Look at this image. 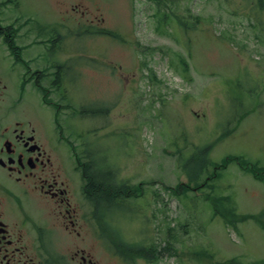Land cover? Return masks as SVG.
Segmentation results:
<instances>
[{
    "label": "rangeland",
    "instance_id": "1",
    "mask_svg": "<svg viewBox=\"0 0 264 264\" xmlns=\"http://www.w3.org/2000/svg\"><path fill=\"white\" fill-rule=\"evenodd\" d=\"M15 20L20 57L56 73L49 97L59 99L43 104L36 88L22 104L48 134H63L67 166L73 145L131 193L109 198L103 220L93 219L97 262L127 264L104 247L112 235L155 243L156 256L135 264L264 259V176L231 160L203 183L225 156L264 170V3L8 0L0 24ZM4 44L0 37V73L13 95L20 78L1 58L11 59ZM202 161L208 166L194 184L182 165L195 174ZM178 183L191 189L174 192ZM224 196L232 211L249 216L234 222L216 203Z\"/></svg>",
    "mask_w": 264,
    "mask_h": 264
},
{
    "label": "flooded vegetation",
    "instance_id": "2",
    "mask_svg": "<svg viewBox=\"0 0 264 264\" xmlns=\"http://www.w3.org/2000/svg\"><path fill=\"white\" fill-rule=\"evenodd\" d=\"M8 55L1 58L20 80L17 94H9L0 73V264H100L91 251L97 243L93 219L103 216L98 200L92 198L90 206L84 193L85 179L96 168L76 157L67 166L61 135L48 134L21 102L25 91L56 82V73ZM111 244L105 240L107 252Z\"/></svg>",
    "mask_w": 264,
    "mask_h": 264
},
{
    "label": "trees",
    "instance_id": "3",
    "mask_svg": "<svg viewBox=\"0 0 264 264\" xmlns=\"http://www.w3.org/2000/svg\"><path fill=\"white\" fill-rule=\"evenodd\" d=\"M154 1L158 2V0H154ZM259 1H261V3H264L263 0H259ZM9 41H10V43H9L10 47H12V48L14 47V49L17 47V49H18V46L15 47V43H14L12 38L9 39ZM41 90H43V88H41ZM42 93H43L44 98L46 97V95L48 98L49 93L46 94L44 90L42 91ZM54 104L56 105V103H54ZM234 158L238 159V157H234ZM239 159H240L239 160L240 163L247 164L242 158L239 157ZM226 161L227 160L225 158L221 164L219 163V164L213 165L214 170H212L211 173L207 175V178L204 179V182H203L204 186L208 183L209 178L211 179V178L216 176V168L219 167L220 165L223 166L226 163ZM206 163L207 162H205V161L199 162L198 167H197L198 169H197L195 174L188 173L185 170L184 165H182V168H183L185 175L195 182L196 179H198V176H200L201 173L206 170V168L208 166ZM85 165L90 166L91 162L87 161V162H85ZM249 170L251 171V173L253 172L255 177H260V174H262V173L264 174L263 168H258L256 165L253 166L252 164H250ZM92 173L93 174H90V175H88V177H86L85 182H84V193L90 200L92 198H95L99 202V200H101V201L107 200L108 196L113 198V199H116L117 196H119V195H126V194L131 195V193L129 194L128 192H125L126 190L124 189L123 186H121V187L116 186L114 184V182L112 181L113 179H111L108 174L104 173V170L97 171V169H95V171H93ZM193 175H195V176H193ZM194 184H196V182ZM188 188L191 189V186L188 185L187 183H185V184L184 183H178L177 186L174 188V192L177 189H181L182 192H185V191L189 190ZM216 198H218V197H215L217 204H222L224 207L229 209L228 211H230V213H232V216L234 217V222L242 221L249 216V215L238 214L235 211H232L230 209V205H227L226 203H224V201L227 198L221 197L219 200H217ZM225 202H227V201H225ZM260 214L264 215L263 212ZM166 243H168V242H166ZM116 247H117V251L120 255H123L130 260L134 259L136 257L151 259V258H154L156 256V253H157V246H155L154 244L147 247V246H143L141 243L127 244L126 242L121 241L119 244L116 245ZM158 247H160L159 248L160 251L166 249L164 245L158 246ZM166 247L168 248L167 250L169 252H171L170 246L167 245ZM241 263L242 264H264V259L254 260V261H250V262L249 261L243 262L242 259H240L238 257H233V258L226 259L225 263H222V264H241Z\"/></svg>",
    "mask_w": 264,
    "mask_h": 264
},
{
    "label": "bare ground",
    "instance_id": "4",
    "mask_svg": "<svg viewBox=\"0 0 264 264\" xmlns=\"http://www.w3.org/2000/svg\"><path fill=\"white\" fill-rule=\"evenodd\" d=\"M153 258H151V259H149V261L148 262H150V260H152Z\"/></svg>",
    "mask_w": 264,
    "mask_h": 264
}]
</instances>
